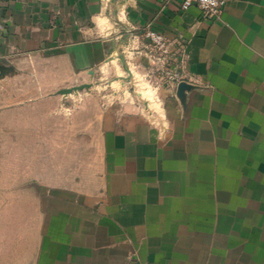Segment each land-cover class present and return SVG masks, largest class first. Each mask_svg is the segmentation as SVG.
Returning a JSON list of instances; mask_svg holds the SVG:
<instances>
[{
    "label": "crops",
    "instance_id": "obj_1",
    "mask_svg": "<svg viewBox=\"0 0 264 264\" xmlns=\"http://www.w3.org/2000/svg\"><path fill=\"white\" fill-rule=\"evenodd\" d=\"M182 3L0 0V264H264V0ZM147 29L187 44L183 96L67 117Z\"/></svg>",
    "mask_w": 264,
    "mask_h": 264
},
{
    "label": "rangeland",
    "instance_id": "obj_2",
    "mask_svg": "<svg viewBox=\"0 0 264 264\" xmlns=\"http://www.w3.org/2000/svg\"><path fill=\"white\" fill-rule=\"evenodd\" d=\"M127 65L131 70L128 63ZM143 70L137 69L134 73L131 70L130 77L120 57H117L116 62L99 68L94 74H86L76 79L69 88L86 84L90 87L61 97L70 108L66 113L67 117L70 116L72 119L86 104L92 108L99 106L102 109L112 105H136L143 110L149 105L151 115L155 116L154 118L158 117L160 101L153 90L143 82Z\"/></svg>",
    "mask_w": 264,
    "mask_h": 264
},
{
    "label": "built area",
    "instance_id": "obj_3",
    "mask_svg": "<svg viewBox=\"0 0 264 264\" xmlns=\"http://www.w3.org/2000/svg\"><path fill=\"white\" fill-rule=\"evenodd\" d=\"M226 3L227 0H183L182 9L188 10L195 6L202 11L205 19L218 20ZM144 37L148 41L149 64L143 70L142 80L160 101V92L164 87H176L185 82L187 44L182 40H170L153 29H147ZM130 258L136 260V254L132 253Z\"/></svg>",
    "mask_w": 264,
    "mask_h": 264
},
{
    "label": "water",
    "instance_id": "obj_4",
    "mask_svg": "<svg viewBox=\"0 0 264 264\" xmlns=\"http://www.w3.org/2000/svg\"><path fill=\"white\" fill-rule=\"evenodd\" d=\"M120 59L122 61V64L125 66L126 70L128 71L130 77L132 76V72L130 70V68L127 65L126 62V58L124 55L120 56ZM90 85L86 84V85H82V86H74L72 88H68V89H63L61 91H59V94L61 95H69L72 94L73 92H78L80 90L89 88ZM190 86L188 84H186L185 82H182L179 86H178V96L181 98L184 94V92L189 89Z\"/></svg>",
    "mask_w": 264,
    "mask_h": 264
}]
</instances>
